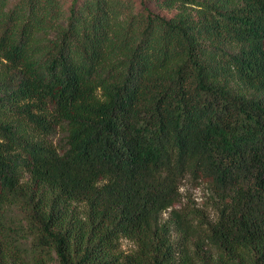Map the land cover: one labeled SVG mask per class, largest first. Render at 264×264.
<instances>
[{
    "label": "trees",
    "instance_id": "16d2710c",
    "mask_svg": "<svg viewBox=\"0 0 264 264\" xmlns=\"http://www.w3.org/2000/svg\"><path fill=\"white\" fill-rule=\"evenodd\" d=\"M0 264H264V0H0Z\"/></svg>",
    "mask_w": 264,
    "mask_h": 264
},
{
    "label": "rangeland",
    "instance_id": "374dc122",
    "mask_svg": "<svg viewBox=\"0 0 264 264\" xmlns=\"http://www.w3.org/2000/svg\"><path fill=\"white\" fill-rule=\"evenodd\" d=\"M173 10L169 11L168 14H171ZM44 139L47 142L52 143L57 148L64 146L65 142V131L56 126L55 130L44 136ZM180 199L173 204L175 209L187 210L188 208L196 209L198 214H201L205 219L214 218V204L215 199L213 192L211 190L210 181L207 178H198L197 180H192L188 175H186L180 182ZM82 207V205L80 206ZM168 210L163 213V216L168 215ZM180 231H175L173 237H179ZM179 244H181V239H179ZM195 244L192 245V247ZM134 247L133 243L127 239L121 240V248L125 251H130ZM206 248V247H205Z\"/></svg>",
    "mask_w": 264,
    "mask_h": 264
}]
</instances>
